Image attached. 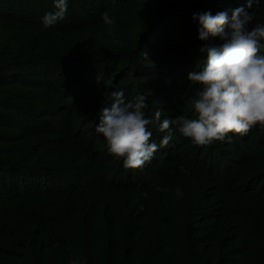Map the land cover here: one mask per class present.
<instances>
[{"label": "rangeland", "instance_id": "obj_1", "mask_svg": "<svg viewBox=\"0 0 264 264\" xmlns=\"http://www.w3.org/2000/svg\"><path fill=\"white\" fill-rule=\"evenodd\" d=\"M97 2L76 5L75 8L80 6L81 9H75L77 13L73 14L81 12L84 15L81 18H94L100 10V3ZM36 3L24 4L21 13L15 16L12 15L17 13L16 8L0 7L1 13L9 14H0V162L6 165L11 159L26 160L48 167L45 171L47 174L36 181L38 187L28 188L27 191L20 184L8 186V178L12 174L5 177L4 188L0 179V210L11 208L15 213L19 211L22 214L40 209L52 218L57 215L67 217L78 200L87 193L101 190L102 181L111 179L122 181L120 185L144 183V189L148 192L154 187L169 184L175 190L177 207L183 218L200 220L211 212V204L202 198L209 189H214L223 200V206L217 201L220 206L216 207L215 212L219 215L224 212L227 221L242 226L241 244L244 248H255L257 237L264 234L261 216L264 211V170H257L262 161H256V166L247 167L243 160L252 153L258 156L264 153V128L258 125L247 136H233L231 143L216 142L207 147L193 146L189 139L174 131L169 146L156 152L150 163L135 172L125 170L122 160L117 161L110 156L104 138L95 132L107 93L114 90L124 91L126 102L138 94L145 95L149 105L146 114L149 115L154 104L152 101L167 97L172 88L182 85L181 89L190 91L183 95L175 93L172 97L176 102L180 99L190 100L189 108L183 115L192 118L191 100L198 86L191 85L187 76L194 70L195 64L198 66L194 61L198 50L192 52L196 47L193 45L195 40L185 48L178 43L171 50L162 49L161 55L168 57L151 63H166L168 60L177 63L175 66L179 76L172 79L169 86L160 77L145 78L131 73L129 70L133 65L129 60L132 57L114 62L105 53H99L91 68H87L76 64L75 57L94 58L93 55L98 52L93 43L88 40L68 42L55 25L44 28L41 18L51 11L50 2L36 0ZM123 7L120 5L107 11L112 19H125L122 18L126 15V8ZM252 11L255 14L262 12L264 18V2L255 5ZM255 25L252 23L249 28ZM109 32L107 27L105 34ZM120 37L125 43L130 33L125 32ZM152 40L145 41V44H150ZM145 47L141 46L142 53ZM32 57L42 58L44 64L31 60ZM103 58L107 60L102 61ZM18 59L29 62L28 65L26 63L29 70L19 76L7 74L9 69L4 65ZM204 62L206 60L203 59ZM35 64L39 67H33ZM151 64L144 63L143 66ZM99 82L103 87L98 91L94 85ZM187 83L189 87L185 86ZM91 91L93 95L99 93L98 96L92 99L88 95ZM83 99H86L87 105L82 109L79 104ZM167 110V118L174 119L181 115L177 109ZM157 127L153 128L152 141L159 144L165 133L158 132ZM173 128L177 126L173 125ZM93 157H98V160H92ZM21 176L24 180L20 183L32 182L30 175ZM46 187L50 189L44 192ZM177 190L182 195H178ZM122 212L131 216L134 210L132 212L125 207ZM5 223L7 219L0 218V228L4 229ZM135 226L138 227V224ZM160 229V222L154 214L146 217L139 226L135 244L140 264H168L162 256L161 246L157 244ZM0 264L9 262L0 257Z\"/></svg>", "mask_w": 264, "mask_h": 264}, {"label": "trees", "instance_id": "obj_2", "mask_svg": "<svg viewBox=\"0 0 264 264\" xmlns=\"http://www.w3.org/2000/svg\"><path fill=\"white\" fill-rule=\"evenodd\" d=\"M48 1L50 10L55 11L53 0ZM95 1L67 0V14L55 24V28L61 31V35L68 42L88 40L95 46L98 54H94V58L75 57L76 64L91 68V63L100 56L99 53H105L114 62L132 57L129 60L133 65L129 70L131 73L140 74L139 76L145 78L160 77L168 86L172 79L179 76L175 66L177 63L173 64L168 60L166 63L151 64L168 57L166 54L161 55L162 49L171 50L178 43L185 48L191 45L194 39L193 45L196 47L192 52L198 50L194 59L198 64L194 65V69H197L202 67L203 59H207V54L199 52V48L205 43H220L219 38L199 40L198 21L192 20L193 14L210 11L215 15L227 10L230 15L232 10L243 7L246 3V0H98L100 10L94 18H81L84 17L81 12L74 15L75 9H81L80 6L75 8L76 5L84 6ZM29 2L32 5L36 0H0V7L11 10L16 8L17 13L12 15L15 16L21 13V8ZM120 5L126 8V15H121L125 19L113 18L114 26L106 35L107 27L110 26L103 23L101 13ZM0 14L9 15L8 12ZM263 19V13L257 12L252 23L264 24ZM125 32L130 33V38L124 43L120 36ZM148 40H152L151 43L145 44ZM141 46H146L144 53L141 52ZM38 58L32 57L31 60L41 61L40 64L43 65L44 60ZM26 63L24 59H18L4 67L9 69L7 74L14 73L19 76L29 70ZM144 63L151 65L143 66ZM33 67L39 66L35 64ZM78 82L80 83L79 77ZM181 86L172 88L167 97L152 101V112L147 115L151 118L159 108L162 118H167L169 113L165 111L172 108L183 115L189 108L190 100L180 99L176 102L172 97L175 93L183 95L190 91L181 89ZM185 86L189 87V84ZM94 87L99 91L103 86L99 82ZM93 94L91 91L88 95L93 99L99 93ZM86 105L87 101L83 99L79 107L83 109ZM155 126L158 125H149V130L153 133ZM92 160H98V157H93ZM256 161H262L257 170L263 171L264 153L261 156L252 153L248 158H244L243 163L247 167L256 166ZM47 168L22 159H11L6 165L0 162L1 186L5 187V177L12 174L8 178V186L20 184L24 191L38 187L36 181L40 176L47 174ZM21 175H30L29 180L32 182L20 183L24 180ZM102 182L104 184L102 183L101 190L87 193L81 201L78 200L67 217L57 215L52 218L40 209L22 214L19 211L15 213L11 208L0 210V218L7 219L6 227L0 228V257L6 258L9 264H73V261H78L79 264H140L135 238L141 223L146 217L154 214L161 226L157 244L161 246L162 256L168 264H264V234L257 237L255 248H244L240 242L242 226L227 221L224 212L220 215L215 212L216 207L223 204V200L214 189H209L202 198L211 204V212L203 219L197 220L193 217L183 218L177 207L175 190L169 184L154 187L148 192L144 189V183L120 185L123 184L122 181L111 179ZM48 188L50 189L46 187L44 192L49 191ZM125 207L132 212L134 210L131 216L122 212ZM261 216L264 220V211ZM137 224L138 227L135 226Z\"/></svg>", "mask_w": 264, "mask_h": 264}, {"label": "clouds", "instance_id": "obj_3", "mask_svg": "<svg viewBox=\"0 0 264 264\" xmlns=\"http://www.w3.org/2000/svg\"><path fill=\"white\" fill-rule=\"evenodd\" d=\"M261 2L264 0H246L231 16L227 10L215 15L210 11L193 14L199 40L219 38L220 43L201 46L199 52L207 54L206 62L188 73L190 84L198 86L191 100L192 118L180 115L161 121L160 109L150 118L145 95L126 102L122 90L107 93L95 132L104 138L107 153L122 160L125 170H142L156 152L169 146L174 131L193 146L207 147L216 142L231 143L233 136H247L258 125L264 128V24L249 28L255 16L252 10ZM53 4L55 11L41 18L46 29L63 20L67 12V0H53ZM101 20L111 31L114 20L107 10L101 13ZM152 124L165 133L159 144L152 141ZM177 194L182 195L179 190Z\"/></svg>", "mask_w": 264, "mask_h": 264}]
</instances>
